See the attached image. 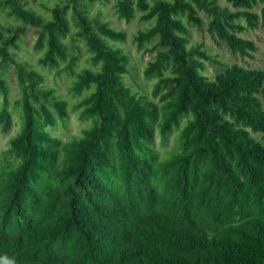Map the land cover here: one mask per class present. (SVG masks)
<instances>
[{
  "label": "trees",
  "instance_id": "1",
  "mask_svg": "<svg viewBox=\"0 0 264 264\" xmlns=\"http://www.w3.org/2000/svg\"><path fill=\"white\" fill-rule=\"evenodd\" d=\"M100 1L0 0L11 19L0 21V125L12 120L9 66L21 119L0 166V264H264V69L231 64L210 79L204 60L220 61L188 45L204 10L209 32L251 55L257 46L237 33L264 22V0H226L235 11L219 0H116L118 19L153 21L133 34L153 52L150 95L126 83L116 43L127 34L93 8ZM29 26L38 63L73 75V94L88 91L75 107L89 125L67 140L45 130L66 121L67 101L19 55ZM77 40L91 64L80 71ZM175 130V145L157 149L156 133L166 146Z\"/></svg>",
  "mask_w": 264,
  "mask_h": 264
},
{
  "label": "rangeland",
  "instance_id": "2",
  "mask_svg": "<svg viewBox=\"0 0 264 264\" xmlns=\"http://www.w3.org/2000/svg\"><path fill=\"white\" fill-rule=\"evenodd\" d=\"M45 1L47 5H53L56 0ZM115 2L116 0H102L96 3L93 8L101 9L105 20H108L115 28L123 29L126 32V40L116 43V45L121 46L129 56V63L127 65L128 73L125 74V81L134 91L150 95L151 88L156 79L145 77L143 70L147 62L152 59L153 52L139 50L136 42L133 40V34L138 29L150 26L153 21L141 20L139 13H136V17L129 22L124 19H118L117 14L115 13ZM219 2L222 5L227 6L229 10H237L226 0H219ZM34 6L44 15H48V12L38 4H35ZM260 6L261 5L258 4L251 10L260 15ZM198 13L203 18L204 25L201 28H198L192 24H188V45L191 46L196 42H202L204 47H201L199 50L205 49L207 53L220 61V64H217L209 60H204V74L212 79L215 74L221 72L225 67L230 66L231 64H237L245 68L264 69V22L261 21V18H259V22L255 28L246 29L242 33H237L238 36L252 40L257 46V49L252 51L251 55H241L238 52L232 51L223 40L217 38L214 34L208 31L210 16L206 11L199 10ZM7 20L10 21L11 19L6 18L0 12V21L6 22ZM235 22L240 25L246 24V21L243 18H239ZM36 37L37 30L34 27L29 26L27 28V33L24 36V40L21 43L23 51L19 52V55L28 59V61H30L36 69L45 75L46 86L55 88L60 97L67 101L68 116L66 121L63 122L59 119L56 126H47L45 128V130L51 135L67 140L71 135L79 134L82 128L89 125V120H81L78 117L79 110L75 107L76 102L83 96V94H87L88 91L84 90L82 96L73 94L69 90V87L74 79L73 75L65 72H60L58 74L57 69H50L38 63V57L41 55V52L33 49ZM109 42L112 41L109 40ZM77 43L80 44L81 54L75 69L76 71H80L81 68L90 66L91 64L88 60L89 53L87 52L85 45L79 40H77ZM147 46H150V44L148 43ZM61 66L63 67V64ZM6 83L9 89V112L11 113L12 120L9 128L0 125V166L9 160L7 152L11 148L12 139L18 132L21 125L20 107L16 104V101L20 97V90L15 80V69L12 66H9L6 71ZM1 96L2 94H0V109ZM177 134L178 131L175 130L173 134L170 135L167 145L162 146L160 144V136L156 133V148L163 153L165 150L172 148L176 143ZM254 135L257 136L258 134Z\"/></svg>",
  "mask_w": 264,
  "mask_h": 264
}]
</instances>
